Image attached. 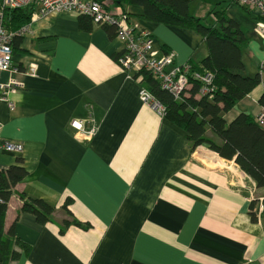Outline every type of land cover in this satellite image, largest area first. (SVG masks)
I'll use <instances>...</instances> for the list:
<instances>
[{
  "label": "crops",
  "instance_id": "crops-1",
  "mask_svg": "<svg viewBox=\"0 0 264 264\" xmlns=\"http://www.w3.org/2000/svg\"><path fill=\"white\" fill-rule=\"evenodd\" d=\"M218 9L246 33L243 48L258 51L257 43L261 62L254 15L236 0ZM126 10L158 55L173 52L175 64L206 56L195 30L140 19L139 6ZM120 49L106 27L83 31L78 14L57 10L30 19L13 68L0 73L17 83L13 106L0 100V134L23 143L22 152L0 150V170H26L4 218L29 244L16 264H264V185L233 158L192 148L182 127L140 100L141 85L115 60ZM262 92L260 83L225 119L255 115ZM89 113L97 129L81 139L69 121ZM30 197L53 206L48 220L21 209ZM72 217L90 224L64 226Z\"/></svg>",
  "mask_w": 264,
  "mask_h": 264
},
{
  "label": "trees",
  "instance_id": "trees-1",
  "mask_svg": "<svg viewBox=\"0 0 264 264\" xmlns=\"http://www.w3.org/2000/svg\"><path fill=\"white\" fill-rule=\"evenodd\" d=\"M109 1L125 10L130 5L139 6L142 9L138 14L140 19L193 29L202 37L207 54L198 62H187L190 87L179 100L161 88L159 79L150 71H135L132 78L162 102L163 114L187 132L192 148L203 144L222 157L233 158L257 185H264V126L246 110H240L229 121L224 117L226 111L260 83L263 84V92L258 102L264 107V79L261 72L258 71L254 75H244L240 72L244 69L242 50L246 43V33L240 25L223 9L216 8L208 12L213 16V20L203 21L202 17L189 11L190 0ZM35 8L36 1L25 7L5 9L3 24L8 30L15 32L12 38L13 50L22 38V34L17 32L30 22ZM78 22L83 31H90L97 25L86 14H79ZM101 26L106 27L110 34L116 35L115 25ZM166 52L168 51L164 50V53ZM120 53L119 51L115 54V60ZM203 71L213 74L210 85L213 89L212 92L199 94L201 84L192 74ZM25 173L26 170L21 165H12L6 170H0V196L3 198V202H0V264H16L21 253H27L29 250V244L14 232L13 225L4 228L11 185ZM21 209L33 212L38 221L45 222L50 218L53 206L43 198L30 197L23 200ZM62 222L64 226L74 223L87 227L90 224L76 217L63 218Z\"/></svg>",
  "mask_w": 264,
  "mask_h": 264
},
{
  "label": "built area",
  "instance_id": "built-area-1",
  "mask_svg": "<svg viewBox=\"0 0 264 264\" xmlns=\"http://www.w3.org/2000/svg\"><path fill=\"white\" fill-rule=\"evenodd\" d=\"M36 1V8L31 14V19L46 15L52 11H72L76 14H86L97 25L113 24L116 26V38L121 43L120 54L116 59L128 77L140 70L150 71L160 81L161 88L167 90L179 100L182 94L190 87L188 77V63L175 64L173 52L158 55L154 47V39L149 31L138 25L127 10L111 1L104 0H0V73L10 70L12 66V38L15 32L5 28L3 16L6 8H19L30 5ZM255 17V32L264 39V0H236ZM25 26L17 33L22 34ZM34 69V66H33ZM261 75H264V59L260 64ZM193 77L201 84L199 94L212 92L211 82L213 74L210 71L195 72ZM133 79V78H132ZM15 81H0V100H5L12 107L14 101L10 94L16 91ZM139 99L154 108L160 114L164 113V105L152 92L140 86ZM255 119L264 126V107L261 106L255 113ZM69 125L74 128L75 135L81 139H90L95 134L97 125L89 113L83 118H71ZM1 130V122H0ZM0 150L22 152L23 143L18 140L3 138L0 134ZM0 202L3 198L0 196Z\"/></svg>",
  "mask_w": 264,
  "mask_h": 264
},
{
  "label": "rangeland",
  "instance_id": "rangeland-1",
  "mask_svg": "<svg viewBox=\"0 0 264 264\" xmlns=\"http://www.w3.org/2000/svg\"><path fill=\"white\" fill-rule=\"evenodd\" d=\"M230 0H190L189 2V11L195 15L200 16L205 20H211V15L208 11L212 8H221L224 7L227 2ZM264 43V42H263ZM257 50H251L249 47L245 46L242 50V58L245 62L244 69L240 72L244 75H254L256 72H260V64L264 57L261 59V62L258 60L259 46L256 45ZM254 46V47H255Z\"/></svg>",
  "mask_w": 264,
  "mask_h": 264
}]
</instances>
